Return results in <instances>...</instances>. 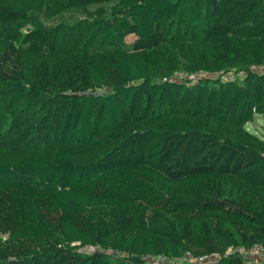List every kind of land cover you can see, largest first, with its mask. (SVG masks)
<instances>
[{"label": "trees", "instance_id": "trees-1", "mask_svg": "<svg viewBox=\"0 0 264 264\" xmlns=\"http://www.w3.org/2000/svg\"><path fill=\"white\" fill-rule=\"evenodd\" d=\"M68 2L86 12L113 2L96 16L112 26L127 19L140 41L157 30L161 39L128 52L101 27L79 31L88 47L69 54L65 70L108 91L60 110L56 92L35 118L30 106L19 121L25 140L0 151V264H143L212 252L210 263L189 264H249L223 253L264 246V141L250 145L244 130L264 117V0ZM69 29L56 26L54 54ZM182 72L218 75L191 83L176 79ZM42 95L27 81L23 50L0 33V106ZM63 227L102 251L52 243Z\"/></svg>", "mask_w": 264, "mask_h": 264}, {"label": "rangeland", "instance_id": "rangeland-1", "mask_svg": "<svg viewBox=\"0 0 264 264\" xmlns=\"http://www.w3.org/2000/svg\"><path fill=\"white\" fill-rule=\"evenodd\" d=\"M68 1L12 0L9 4L0 6V33L11 38L23 50L27 81L30 83L36 80L43 90L42 97L35 104L19 103L14 107L0 106V151H13L25 140L24 134L20 131L24 125L19 121L30 106L36 108L31 115L35 118L56 92L61 97L56 104L57 110H60L66 108L74 96L108 91L99 86L90 74L79 70L70 74L63 65L69 61V54L83 52L88 47V43H83L84 36L81 37L78 34L84 25H86L85 29L89 28V30L101 27L98 30L106 31L104 37L110 35L111 41L120 43L128 52H139L161 39V30H157L148 41L143 42L135 37L127 19L112 26L105 16H102L104 19L98 18L100 9L104 14L106 8L113 5V2L89 4L86 12ZM60 22L69 24L70 29L65 31L56 55L52 52V42L56 26ZM214 75L218 74L182 72L175 77L179 81L191 80V83H195L201 78ZM244 130L250 145L255 146L259 141H264V117L255 116L245 125ZM32 141L35 142L34 139ZM50 239L52 243L58 245L73 246L81 253L102 251L92 239L77 234L67 227L61 228ZM105 252L117 255L111 250H105ZM239 256L243 262H249L247 257L240 254ZM251 260L255 261L254 258ZM142 262L143 264H169L155 257H142Z\"/></svg>", "mask_w": 264, "mask_h": 264}, {"label": "built area", "instance_id": "built-area-1", "mask_svg": "<svg viewBox=\"0 0 264 264\" xmlns=\"http://www.w3.org/2000/svg\"><path fill=\"white\" fill-rule=\"evenodd\" d=\"M231 253H237L244 257H247L249 259V264H255V263H264V246L255 243L251 246H230L228 247L223 254H231ZM219 256V253L212 252L207 255H199L192 257L188 253H186L182 257L177 258H169L163 254H158L155 256H145V257H155L156 259H159L161 261H165L169 264H189V263H210L213 261L216 257ZM254 258L255 261H252L251 258Z\"/></svg>", "mask_w": 264, "mask_h": 264}]
</instances>
